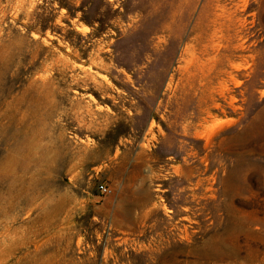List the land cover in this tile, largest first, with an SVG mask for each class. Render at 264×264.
<instances>
[{"label":"rangeland","instance_id":"374dc122","mask_svg":"<svg viewBox=\"0 0 264 264\" xmlns=\"http://www.w3.org/2000/svg\"><path fill=\"white\" fill-rule=\"evenodd\" d=\"M0 264H264V0H0Z\"/></svg>","mask_w":264,"mask_h":264},{"label":"built area","instance_id":"2783aa9c","mask_svg":"<svg viewBox=\"0 0 264 264\" xmlns=\"http://www.w3.org/2000/svg\"><path fill=\"white\" fill-rule=\"evenodd\" d=\"M98 188L104 194L109 193L112 190L111 186L106 182H100Z\"/></svg>","mask_w":264,"mask_h":264}]
</instances>
